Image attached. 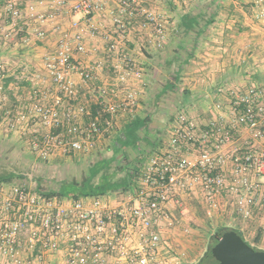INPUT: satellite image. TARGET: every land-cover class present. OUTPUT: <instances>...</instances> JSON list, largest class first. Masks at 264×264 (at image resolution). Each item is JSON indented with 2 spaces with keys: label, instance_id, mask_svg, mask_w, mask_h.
I'll return each instance as SVG.
<instances>
[{
  "label": "built area",
  "instance_id": "obj_1",
  "mask_svg": "<svg viewBox=\"0 0 264 264\" xmlns=\"http://www.w3.org/2000/svg\"><path fill=\"white\" fill-rule=\"evenodd\" d=\"M107 3L0 0V18L8 19V27L0 31V45L11 38L20 20L37 23L38 39L45 37L47 23H54L59 33L55 49L42 56L46 74L30 78V104L4 113L10 130L18 134H25L31 121L44 130L41 138L34 136L29 142L44 159L57 152L100 147L106 135L118 131L120 121L141 108L145 73L123 47L134 31L136 15L143 17L139 30L155 49L167 38L168 22L150 9L135 7L134 0H116L109 7L111 19L105 29L95 16ZM263 6L264 0L254 2L255 17L262 16ZM66 10L79 17L62 27L56 22ZM86 37L99 43L87 46ZM99 48L104 58L86 65L74 59L76 53L95 54ZM106 64L114 74L90 86L95 71ZM7 72L0 62V112ZM76 72L92 92L85 101L80 99ZM49 93L50 104L44 101ZM235 98L230 114L220 111L204 124L177 112L166 139L145 159L133 190L47 197L25 184L0 183V264H184L185 252L173 247L169 233L187 223L184 195H195L210 218L263 224L264 86L252 84Z\"/></svg>",
  "mask_w": 264,
  "mask_h": 264
},
{
  "label": "crops",
  "instance_id": "obj_2",
  "mask_svg": "<svg viewBox=\"0 0 264 264\" xmlns=\"http://www.w3.org/2000/svg\"><path fill=\"white\" fill-rule=\"evenodd\" d=\"M134 1L135 7L150 9L168 22L167 38L161 48H153L146 33L139 30V23L143 17L138 14L132 22L134 31L128 37L123 49L144 70L145 83H149V81L151 83L153 74L159 70L168 74L167 69H171V67L181 68L182 77L179 79H182V83L187 85L186 88L184 87L186 89L184 93L179 96L183 103L181 112L188 113L200 124H204L221 113L214 107V104L215 102L223 103L226 100L225 95L219 93L222 91V85H230L229 87L234 86L235 88L237 85L251 82L264 85V27L259 26L252 19L256 12L253 6L256 0H220L219 3L217 0ZM245 2H251V11L246 12L242 9L241 3ZM115 3L116 0H108L106 10L95 16V20L105 29L109 28L107 25L111 19L109 7H113ZM205 4L209 5L206 7L212 9V12L219 5L214 14L215 21L207 25L189 27L184 20L185 14L191 13V15H198L199 18L205 17L203 15L207 12ZM221 6L228 7V11L226 9L221 12ZM78 17L79 15L66 10L61 12L56 23L66 27L71 19ZM199 18L197 17V20ZM260 18L264 21V13ZM243 23H247V25H243ZM7 24L6 17L0 18V31L7 28ZM35 25H37L36 22L20 20L11 38L0 45V62L8 71L2 83L4 96L3 109L0 112L2 115L6 111L14 113L17 109L30 104L28 100V93L32 87L30 78L34 74L41 76L46 74L42 56L44 53L53 51L56 47L59 33L54 30V23H47L44 26L46 35L42 39L35 37ZM98 43V39L86 37L87 46ZM104 57L105 54L101 48L95 54H74V59L85 65L97 58ZM164 73L160 76L166 77ZM95 74V79L89 84L101 85L114 74V69L110 64H106L101 71H95ZM74 77L79 81L80 99L89 98L92 95L89 85L80 83L79 72H76ZM174 83L179 90V84ZM81 92L83 93L81 94ZM147 96L145 87L138 113H143V102L148 98ZM44 101L52 102L53 93H49ZM225 106L227 107V105ZM228 111L230 112V110ZM222 113L226 114L227 111ZM27 126L30 131L38 125L31 121ZM184 198L187 200V195H184ZM238 222V229L245 233L246 222H242L240 219ZM261 226L264 228V223ZM248 234L254 236V233L250 231ZM259 242L262 245L260 249L264 250V230Z\"/></svg>",
  "mask_w": 264,
  "mask_h": 264
},
{
  "label": "rangeland",
  "instance_id": "obj_3",
  "mask_svg": "<svg viewBox=\"0 0 264 264\" xmlns=\"http://www.w3.org/2000/svg\"><path fill=\"white\" fill-rule=\"evenodd\" d=\"M250 5L251 2L241 3L242 9L246 12L252 10ZM227 8L226 6H221V12L226 11ZM253 17V22L264 27V21L261 20L262 18ZM249 22L251 23V20ZM243 25H247V23H243ZM176 68L177 66L173 67L171 69L172 73L169 71L168 74L159 70V72H155L151 78V87L153 89V92L151 93L152 99L149 100V106H145L146 109L144 110L148 113H153V121L148 129V136L146 139L150 138V136L155 138V147L166 139L167 127L172 122L173 115L180 112L182 110L181 108H183V103L179 96L184 93L187 85L186 83H182V79L176 81L179 84L178 91H167L163 95L156 96L164 81H174V73L179 72L178 76L182 77V73ZM163 73L166 77L160 76V74ZM252 84L264 86L256 82L237 85L236 88L234 86L229 87L230 85H222V91L219 93L224 94L226 100H224L223 103L215 102L214 107L218 104V109L221 112L227 111V113H230L228 110L237 105L235 104V96L240 97L241 95H244L245 91ZM82 93L83 92H81V94ZM81 100L85 101V99ZM48 103L50 104L51 102ZM65 104L67 103L65 102ZM225 105H227V107ZM155 127L158 128L155 129ZM43 133L44 130L40 126H34V129L30 131L27 130L25 134H18L14 131L12 132L9 128L7 118L0 114V173L5 175L13 173L10 182L25 184L33 190L39 189L43 192H56L62 181L73 178L80 179L82 175L87 173L89 165L101 158L109 159L112 157L114 152L113 142L116 140L115 135H117V132L110 134V136L106 135V137L101 140L100 147H95V149L93 148L87 152H71L68 154L57 152L54 156L44 159L36 154V152L29 146V142L34 136H37L39 139L42 137ZM149 147L151 146L145 141H140L136 151L127 148L122 157L120 155L119 159H115L110 164L108 170L117 171L116 178L121 177L124 172L120 171L119 167L123 164L125 165V162H128L127 164L129 167L132 166V161L139 162L142 160V157L145 156L144 150H148ZM148 156L149 153L146 158ZM185 203L189 208V212L186 215L187 223L183 226L176 227L175 229H170L169 233L172 237L173 247L185 252L183 263L199 264L210 246L214 244L215 239L213 238V235L216 231L223 227H230L240 231L238 229L239 224H237L239 223V219H225L221 221L222 219L210 218L195 195H191V197L189 196ZM173 213L178 214V211H174ZM225 223H227V226H224L226 225ZM260 224L261 223L258 222H246L245 226L247 229H244L245 233L241 232V234H243V239L249 245L255 246L258 249H260V246L262 245H260L259 241H254V238L258 232H260L261 235L264 230L263 226H261L262 224ZM185 228H187V231H185ZM247 230L254 233V236H250L248 234L249 231Z\"/></svg>",
  "mask_w": 264,
  "mask_h": 264
},
{
  "label": "trees",
  "instance_id": "obj_4",
  "mask_svg": "<svg viewBox=\"0 0 264 264\" xmlns=\"http://www.w3.org/2000/svg\"><path fill=\"white\" fill-rule=\"evenodd\" d=\"M220 0H217L219 3ZM212 3V2H210ZM205 4V8L209 5ZM204 7V6H203ZM219 5L213 9L207 8L203 15L205 17H200L198 15H191V13L185 14L184 20L188 24L189 27L200 26L201 24L207 25L211 24L215 21V12H217ZM197 17L199 20H197ZM240 27V26H239ZM178 68V67H177ZM172 69V67H171ZM171 69H167V71L171 72ZM181 71V68L177 69ZM179 72H176L174 75V81L176 82L179 79ZM171 81H164L159 89L158 95H163L167 91L175 92L178 90L177 85ZM151 83H146V91L148 94V98L143 102L144 109L145 106H149V100L152 99L153 89L151 87ZM156 98V97H155ZM97 105H93L92 110H95ZM243 105H239V108H243ZM143 109V113H137L132 116H127L124 120L121 121L120 128L117 131V135H115L116 140L113 142V155L109 159H99L95 161L93 164L88 166L87 173L82 175L80 179H69L62 181L59 188L56 192H43L39 189H35L40 192L44 196H58V197H70V198H79L86 196H102L112 192H125L130 191L135 188H138V177L140 175L141 168L144 164L146 156L150 153L155 145L156 139L150 136V138L146 139L148 136V129L153 121L152 116L153 113H148ZM175 115V114H174ZM173 115V119H174ZM156 126V125H155ZM158 127H155L157 129ZM140 141H145L149 147L148 150H144V157L139 162L132 161L131 165L128 166V162H125L121 167H119L120 171H123L124 174L116 178L117 171L108 170L110 164L116 159H119V156H123L125 150L130 148L131 150L136 151ZM160 144V143H159ZM137 162V163H136ZM13 177V173H8L7 175L0 173V183H9ZM20 177V176H19ZM233 230L236 231L242 238V234L240 231L232 229L230 227L220 228L216 233H221L224 231ZM260 232L254 238V241L258 242L260 239ZM213 238L215 239L214 235ZM255 249H258L255 246H252Z\"/></svg>",
  "mask_w": 264,
  "mask_h": 264
},
{
  "label": "water",
  "instance_id": "obj_5",
  "mask_svg": "<svg viewBox=\"0 0 264 264\" xmlns=\"http://www.w3.org/2000/svg\"><path fill=\"white\" fill-rule=\"evenodd\" d=\"M216 242L201 264H264V250L249 245L236 231L215 233Z\"/></svg>",
  "mask_w": 264,
  "mask_h": 264
},
{
  "label": "flooded vegetation",
  "instance_id": "obj_6",
  "mask_svg": "<svg viewBox=\"0 0 264 264\" xmlns=\"http://www.w3.org/2000/svg\"><path fill=\"white\" fill-rule=\"evenodd\" d=\"M215 242H216V239H215ZM215 242H214V243H215ZM211 246H212V245H211ZM211 246H210V247H211ZM202 260H203V259H202ZM201 262H202V261H201ZM201 262H200L199 264H201Z\"/></svg>",
  "mask_w": 264,
  "mask_h": 264
}]
</instances>
